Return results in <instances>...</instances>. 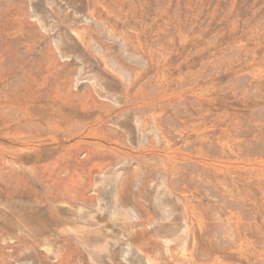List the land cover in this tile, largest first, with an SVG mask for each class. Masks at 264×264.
I'll list each match as a JSON object with an SVG mask.
<instances>
[{"label":"rangeland","instance_id":"1","mask_svg":"<svg viewBox=\"0 0 264 264\" xmlns=\"http://www.w3.org/2000/svg\"><path fill=\"white\" fill-rule=\"evenodd\" d=\"M0 99V264H264V0H0Z\"/></svg>","mask_w":264,"mask_h":264},{"label":"bare ground","instance_id":"2","mask_svg":"<svg viewBox=\"0 0 264 264\" xmlns=\"http://www.w3.org/2000/svg\"><path fill=\"white\" fill-rule=\"evenodd\" d=\"M2 78V77H1ZM187 80V79H186ZM2 81V80H1ZM1 84H3V83H1ZM161 88V87H160ZM153 96V95H152ZM144 98V97H143ZM0 104H1V99H0ZM189 104H190V102H189ZM1 106V105H0ZM38 110V109H37ZM147 113V112H146ZM2 115V114H1ZM0 115V116H1ZM1 119V118H0ZM4 120V119H3ZM1 123V122H0ZM6 123V122H5ZM4 125V124H3ZM9 125V124H8ZM263 126H264V124H263ZM17 127V126H16ZM16 127H14V128H16ZM22 127V126H21ZM50 127V126H49ZM20 128V127H19ZM1 129V128H0ZM5 129V128H4ZM26 129V128H25ZM7 130V129H6ZM12 130V129H11ZM191 130V129H190ZM164 131V130H163ZM2 132L3 131H1L0 130V139L2 138V135L4 134H2ZM9 132V131H8ZM5 134H6V132H5ZM8 135H10V134H8ZM15 150V149H14ZM12 152L13 151H10V146L9 147H6V148H3L2 146H1V148H0V161H1V166H2V164L4 165V155L5 154H12ZM14 153V152H13ZM16 154H12V160L13 161H16V160H18V158L15 156ZM155 155V154H154ZM144 156V155H143ZM151 156V155H150ZM10 157V158H11ZM168 161V160H167ZM2 168V167H1ZM161 172V171H160ZM7 174H12L13 175V173L12 172H10V173H7ZM9 177V176H8ZM10 178V177H9ZM19 180V179H18ZM55 183V182H54ZM59 183V182H58ZM63 185V184H62ZM258 185V184H257ZM58 186V185H57ZM258 187V186H257ZM58 189V188H57ZM64 191H65V189H63ZM14 191V190H13ZM65 192H68V191H65ZM12 194V193H11ZM82 196V195H81ZM61 197H62V195H61ZM83 197V196H82ZM50 198H51V200L52 201H54V202H56V201H58V199L60 198L59 196H57V195H55V194H51L50 195ZM52 207V206H51ZM52 212V211H51ZM50 213V212H49ZM52 222H54L56 225H58L59 224V221L57 220V218H56V216H55V214L54 213H52ZM43 257V256H42ZM71 257V254H66V256H63L62 258H61V263L63 262L64 263V261L65 260H68L69 258ZM60 257H58V259H59Z\"/></svg>","mask_w":264,"mask_h":264}]
</instances>
